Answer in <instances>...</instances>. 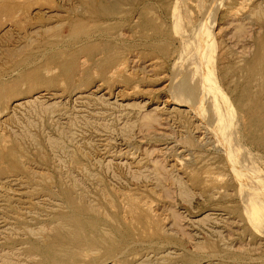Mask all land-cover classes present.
<instances>
[{
  "label": "rangeland",
  "instance_id": "374dc122",
  "mask_svg": "<svg viewBox=\"0 0 264 264\" xmlns=\"http://www.w3.org/2000/svg\"><path fill=\"white\" fill-rule=\"evenodd\" d=\"M171 1L0 0V264L264 263L227 145L174 104ZM239 17L218 21L217 83L264 167V90L244 85L263 29Z\"/></svg>",
  "mask_w": 264,
  "mask_h": 264
},
{
  "label": "bare ground",
  "instance_id": "6f19581e",
  "mask_svg": "<svg viewBox=\"0 0 264 264\" xmlns=\"http://www.w3.org/2000/svg\"><path fill=\"white\" fill-rule=\"evenodd\" d=\"M192 4H194L195 6H192ZM240 13H241V17L238 18L241 20V23L239 24V27H238L239 31H241L243 29H247L246 24L258 25L260 28L263 29V34L261 36V39L257 41L258 52L254 53V57L251 58L250 62H247L249 65H253L254 68L249 69V70H251L250 72L247 71L246 76H245V77H247V82H244V85H245V83H247V85H250V83L253 85V83H255L257 90L259 89L261 91V90H264V83H263V81H260V80H263L262 76H263V72H264L263 71V65H264V0H192V2H191V0H173L170 2L169 6L167 7V11L165 12V14L159 16V18H157L155 22L157 23V25H160L161 27H165V26L170 27L171 26L173 28L172 32H170V34L173 33V34H171V36H172L171 42L172 43L176 42V39L173 37V35L175 34V35H177L176 38H178V41L180 43V48L178 47V49H177V47L175 46L176 47V51H175L176 57H175L174 65H172V68H174L173 71H174V74H176V78H177V76H179L178 73H180L181 78L179 76V79H181V81H183V83H180V85H182V84H187V85L180 87V89L178 88V86H180V85H177L176 87L178 88V90L175 87H174L175 90L172 88L174 91V94H175V91H177L176 95L177 94L179 95V99L178 100L175 99L177 101L174 102V104L176 106H178V108H179V106H186V107H188V110H190V111L196 110V112H198V116L200 118H202V116H203L204 118L207 119V121L210 120V126H209V124H208V126H209V129L212 132V134L215 136L216 139H218V140L221 139L223 142V145L225 143V145L228 146V147L227 146L225 147V150H224L225 155L223 154L222 156H225L224 159H226V161H227L226 163H228L229 168L232 169V172L234 171V172L238 173V176L236 177V179L239 180V185H241L242 189H246L245 194H248V196H249V197L247 196L246 198H248L250 200L249 203H250V206L252 207L251 211H254V212L256 211V213L258 215H260L259 214L260 212H262V211L264 212V197H263V194H264V167H262L263 165H261L260 162H258V161H260L258 159L259 157L257 158L258 161H256L257 160L256 158L254 159L255 161L252 160L253 157H255L254 155L251 159V155L253 153L250 151V149L251 150H253V149L250 148L248 145H246L247 143L245 144L243 139H242L243 138V136H242V130L243 129H241V125H240L241 120L238 119L239 117L237 115L233 114L234 111H232L233 107L231 106L230 102H229L230 106H228V107L226 106V102H228V100L225 99V97H224L225 96V94L223 93L224 90L221 89L220 88L221 86H219V84L217 83V80L219 81L220 78L225 77L226 73H229V71H227L226 73L223 74V72H225V71H223L224 69H222L218 65V64H220V61H222L223 59H226V58L222 57V54L218 53V50L221 49V43L223 41H217V38H216L217 24H218L219 20H224L229 16L238 15ZM160 33L161 32H159V35H160ZM162 35H160V36H162ZM149 37H150V35H149ZM115 54L118 55V52ZM115 54H114V56H116ZM230 55H232V54H230ZM231 58H232V56H231ZM234 61H235V59H234ZM233 63H235V62H233ZM231 66H233V65H231ZM236 66H238V65H236ZM227 68H230V67H227ZM235 73H238V72H235ZM189 82H191L193 86H191V84H189ZM176 83H178V82L175 80V84ZM240 85H242V84H240ZM247 85L245 86V88H243L245 91L244 93L247 95L248 98L251 99V97H250L251 94L249 95V92H250L249 89L250 88H248ZM238 88H237V90H238ZM254 88H255V85H254ZM174 98H176V97H174ZM250 99H248V100H250ZM193 109H195V110H193ZM182 113H183V111H182ZM234 115L237 116L236 119H235ZM237 120H239V123L237 122ZM243 125H245V124H243ZM248 127H250V126H248ZM248 133L251 134L252 133L251 130L248 131ZM245 135L247 136V133H245ZM248 136H250V135H248ZM252 137L253 136H251V138ZM246 141H247V138H246ZM262 142H263V140H262ZM262 162L263 161H261V163ZM220 165H222V163ZM215 167H214L215 170H218L217 166H215ZM211 169H212V171H214L213 168H211ZM200 170H202V169H200ZM208 171H206V172H208ZM218 171H220V168ZM214 173H216V172H214ZM214 173H213V175H214ZM260 193L261 194L263 193L261 195L262 197L258 196V195H260ZM247 205L249 207V204H247ZM85 208L87 209V207H85ZM88 208H90V207H88ZM86 209L83 208V210H86ZM249 211H250V209H249ZM79 215H77V216H79ZM77 216H75V217L77 218ZM88 216H89V214H88ZM261 216L260 217L258 216V218H261ZM262 218H264V216ZM262 218H261V220H262ZM64 220H66V218ZM59 221H60V219H59ZM70 221H72V220H70ZM79 222H78V225L81 223V222L80 223ZM73 224H75V223H73ZM57 225H59V224H57ZM59 226H61V225H59ZM66 230H67V228H66ZM58 233H59V231H58ZM68 236L69 235H67L66 237H68ZM106 238H107V236H104L105 240H106ZM86 248L87 247H85V249ZM111 249L109 248V250H111ZM58 250H60V248ZM75 255H76V253H75ZM58 258H59V256H58Z\"/></svg>",
  "mask_w": 264,
  "mask_h": 264
}]
</instances>
